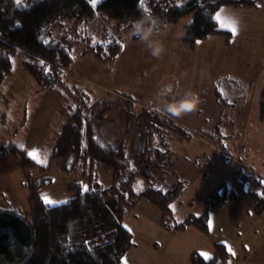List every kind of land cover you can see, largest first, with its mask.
Returning <instances> with one entry per match:
<instances>
[{"label": "rangeland", "instance_id": "rangeland-1", "mask_svg": "<svg viewBox=\"0 0 264 264\" xmlns=\"http://www.w3.org/2000/svg\"><path fill=\"white\" fill-rule=\"evenodd\" d=\"M102 1L98 0L96 7ZM218 16L219 27L226 34L210 35L192 49L182 40V29L192 20L187 16L167 23V29L155 37L164 47L159 58L152 57L137 39L125 36L116 59L76 55L60 73L63 83L47 89H40L25 69L24 52L13 55L11 73L0 84V206L21 215L30 212L32 192L18 157L23 154L40 166L48 165L58 139L54 133H61L68 117L60 113L63 121L59 128L55 116L60 110L54 109L59 103L69 114L77 106L74 96L84 98L87 106L95 104L89 110L94 126L101 133L116 131L119 135L122 131L128 144L135 136L136 115L153 112L191 134L182 146L174 145L179 158L168 179L183 181L185 191L173 203L172 216L162 215L161 222L144 200L125 214L122 223L132 233L134 244L123 262L192 264V254L210 258L214 244L224 242L231 249L230 262L237 263L250 253L247 264H264V210L258 212L249 200L250 192L262 195L264 190V3L258 8L223 6ZM229 20L236 22L235 33L228 27ZM254 87H258L257 93ZM185 91L199 97L195 110L180 116L162 111L165 101ZM47 115L52 117L48 125L43 122ZM43 125L47 126L44 131ZM239 169L250 177L245 183L246 198L229 199L223 205L207 202L217 188L219 194L237 188L234 172ZM48 176L51 184L38 192L43 200L48 197L53 201L50 205L74 197L70 187L75 184L89 187L88 172L82 169L76 173L51 169L29 177L39 181ZM97 182L110 185L111 169L101 170ZM203 211H208V232L194 225L182 231L169 230Z\"/></svg>", "mask_w": 264, "mask_h": 264}, {"label": "trees", "instance_id": "trees-1", "mask_svg": "<svg viewBox=\"0 0 264 264\" xmlns=\"http://www.w3.org/2000/svg\"><path fill=\"white\" fill-rule=\"evenodd\" d=\"M263 3L264 0H144L142 7L141 0H104L93 7L90 0H20L19 4L17 0H0V84L11 73L12 56L20 50L26 56L25 69L40 89H47L63 83L60 73L69 68L76 55H93L103 61L116 59L121 40L129 36L126 26L134 19L147 15L177 23L192 16L182 29L183 43L192 49L197 41L210 35L226 34L216 18L221 7L258 8ZM74 97L77 106L73 112L69 114L66 107H59L60 113L68 117L47 166L12 150L19 156V166L30 185L31 210L21 215L0 206V264H125L123 256L134 244L132 233L122 223L125 214L144 200L159 208L163 218L172 216L173 203L185 191L183 181L168 179L179 158L173 146H182L191 137L186 129L143 111L136 115L135 136L128 144L122 131L119 135L116 131L101 133L89 115L95 104L87 106L84 98ZM261 119L264 120V101ZM102 168L112 171L108 186L97 182ZM51 169L88 172V191L75 184L70 187L75 196L67 202L45 204L38 189L51 184V177L34 181L29 176ZM245 172H234L236 189L219 194L217 188L206 201L223 205L229 199L246 197L245 183L250 177ZM249 200L258 212L264 210V190L262 195L250 192ZM188 225L208 232V211L191 214L169 230L182 231ZM214 247L212 257L194 253L191 263L229 264L232 254L226 244L218 242Z\"/></svg>", "mask_w": 264, "mask_h": 264}, {"label": "clouds", "instance_id": "clouds-1", "mask_svg": "<svg viewBox=\"0 0 264 264\" xmlns=\"http://www.w3.org/2000/svg\"><path fill=\"white\" fill-rule=\"evenodd\" d=\"M126 27L129 36L144 44L152 57L159 58L163 54V44L155 37L167 29V23L160 24L156 18L145 15L130 21ZM199 103V97L196 93L185 91L181 95L165 101L162 111L172 116H180L195 110Z\"/></svg>", "mask_w": 264, "mask_h": 264}, {"label": "crops", "instance_id": "crops-1", "mask_svg": "<svg viewBox=\"0 0 264 264\" xmlns=\"http://www.w3.org/2000/svg\"><path fill=\"white\" fill-rule=\"evenodd\" d=\"M208 38V37H207ZM257 88V89H256ZM256 90V93H257V91H258V87H254V91ZM59 105H60V103L57 105V107H54V109L56 110H58V112H59ZM50 108H48V112H50V110H49ZM61 114H60V112H59V114L57 113V115L55 116V123L57 122L58 123V126H59V128H60V124L62 123V121H63V119H61V116H60ZM51 116H49V115H47V117H44V121L43 122H45L46 123V125H48V123H49V121L51 120ZM40 120H42V119H40ZM175 122H177V121H175ZM192 122H194L193 120H192ZM57 125V124H56ZM46 127L47 126H45V125H43V128H42V130L44 131V129L46 130ZM55 134V137H59V134H60V132H55L54 133ZM57 137V138H58ZM44 137H42V139H43ZM39 142H40V140H39ZM176 146V145H175ZM175 146H173V149L174 150H176V147ZM176 152V151H175ZM183 155V154H182ZM185 155H187V154H185ZM177 164V163H176ZM176 166V165H175ZM103 169H105V168H102V169H100L99 170V172L101 171V170H103ZM99 174V173H98ZM97 177H98V175H97ZM238 198V197H237ZM237 198H235V199H237ZM246 198V197H245ZM234 199V200H235ZM236 201V200H235ZM145 203H147V204H145V205H150L151 207H153V208H151L152 209V211H153V213L154 214H156L157 216H158V218H159V221L161 222V218H162V212L160 211V209L159 208H157L155 205H153V204H151V203H149V202H147V201H145ZM156 209H159V210H156ZM255 249V248H254ZM253 249V250H254ZM249 255H250V253H249ZM249 255L247 256V257H245V258H243V259H241V258H238V262L237 263H234V261L233 262H230L229 261V264H247L248 263V261H249ZM213 256V255H212ZM231 260V259H230Z\"/></svg>", "mask_w": 264, "mask_h": 264}, {"label": "snow or ice", "instance_id": "snow-or-ice-1", "mask_svg": "<svg viewBox=\"0 0 264 264\" xmlns=\"http://www.w3.org/2000/svg\"><path fill=\"white\" fill-rule=\"evenodd\" d=\"M17 3L19 4L20 0H17ZM91 3L93 5V7H96L98 0H91ZM141 6L144 7V0H141ZM145 11H147L146 7H145ZM217 19H219V16L217 17ZM227 23H228V27L231 29V31L235 33L237 31L236 22L234 20H229ZM33 156L35 158V154H33ZM38 162H42V161H38ZM84 191L85 192L88 191L87 186L84 187ZM44 202H45V204H49V205L53 203V201L51 199H49L48 197L44 198ZM229 251H231V249H229ZM202 255H204L205 258H209L207 254H202ZM233 255H235V253H233Z\"/></svg>", "mask_w": 264, "mask_h": 264}]
</instances>
